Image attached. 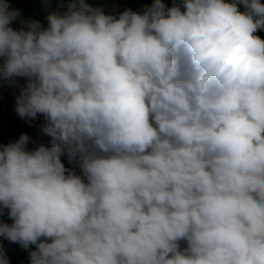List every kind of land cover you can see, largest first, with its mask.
Returning <instances> with one entry per match:
<instances>
[{"label": "clouds", "instance_id": "1", "mask_svg": "<svg viewBox=\"0 0 264 264\" xmlns=\"http://www.w3.org/2000/svg\"><path fill=\"white\" fill-rule=\"evenodd\" d=\"M55 2L0 0V87L50 137L0 144V236L30 264H264V0Z\"/></svg>", "mask_w": 264, "mask_h": 264}, {"label": "trees", "instance_id": "2", "mask_svg": "<svg viewBox=\"0 0 264 264\" xmlns=\"http://www.w3.org/2000/svg\"><path fill=\"white\" fill-rule=\"evenodd\" d=\"M87 2L93 7L102 5L107 8L112 7V4L106 3V0H87ZM171 2L172 0H166V3L171 4ZM116 3L121 10L126 7L135 9L140 7L141 0H116ZM11 7L19 9L22 13V18L25 20L28 18H34L42 24H46L47 12L55 9L57 4L55 0H53V3L50 5L44 4L42 0H11ZM258 35L264 38V31H259ZM15 96V88L7 85L0 87V144H7L14 141L24 133L28 134L31 138L28 145L30 149L36 146L31 141H38L47 144L50 141V137L43 135L40 131V125L46 123L45 117L43 115H38L35 120L31 121V123L21 119L15 112ZM61 159L66 168L75 170V172L81 176L84 175L79 155H71L68 153L67 147H65V153ZM0 221L11 223V220L7 215V210H5L4 214L0 216ZM0 249L3 250L9 264H30L29 252L34 250V246L25 249L20 244L13 243L7 238L0 236Z\"/></svg>", "mask_w": 264, "mask_h": 264}]
</instances>
